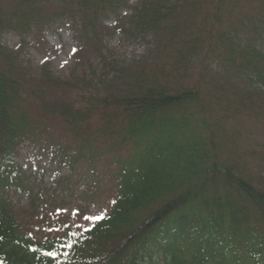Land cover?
Instances as JSON below:
<instances>
[{
	"label": "trees",
	"instance_id": "16d2710c",
	"mask_svg": "<svg viewBox=\"0 0 264 264\" xmlns=\"http://www.w3.org/2000/svg\"><path fill=\"white\" fill-rule=\"evenodd\" d=\"M36 1L0 0V34L42 37L70 14L79 62L60 79L0 45V264H264V52L237 46L241 29H264L262 0H198L174 19L142 0L135 20L155 46L127 90L82 62L123 0H45L56 2L48 13ZM190 38L204 59L187 53ZM25 147L112 179L110 211L81 229L64 221L42 241L21 233L4 195L20 189Z\"/></svg>",
	"mask_w": 264,
	"mask_h": 264
},
{
	"label": "rangeland",
	"instance_id": "374dc122",
	"mask_svg": "<svg viewBox=\"0 0 264 264\" xmlns=\"http://www.w3.org/2000/svg\"><path fill=\"white\" fill-rule=\"evenodd\" d=\"M197 1L145 0L148 5L158 4L163 12L174 9L172 19L179 15L184 6H189L188 11L194 12L192 3ZM55 3L38 0L35 7L48 13L47 9L55 8ZM141 4L142 0H123L115 15L104 18L99 31L101 44L98 48L92 46L83 52L82 62H88L97 75L105 76L114 90L130 88L131 67L145 61L155 46L154 33L144 30L135 20V10ZM262 5L264 10V0ZM68 17L46 25L41 32L42 37L38 38L35 32L22 36L15 32H4L0 34V45L11 51L16 62L27 70L34 72L44 65L54 77L66 79L75 71V65L79 62L74 57L79 23L70 14ZM239 34L237 46L256 44L264 52V29L259 37H255L248 27L241 29ZM194 42V38L188 40L187 53L197 60L204 59L201 46H193ZM212 59L213 68L226 66L215 60L216 57ZM238 74V71L232 69L227 72L232 79ZM250 83L248 87L258 92L257 82L251 80ZM68 97L72 100L73 94ZM17 163L25 172L19 182L20 189H8L4 198L19 231L33 240L52 238L64 221L78 228L96 223L98 221L85 217H103L112 207L114 182L108 177L102 178L100 173L87 176L85 168L74 173L66 168H56L32 147L20 150Z\"/></svg>",
	"mask_w": 264,
	"mask_h": 264
},
{
	"label": "snow or ice",
	"instance_id": "6c2138e0",
	"mask_svg": "<svg viewBox=\"0 0 264 264\" xmlns=\"http://www.w3.org/2000/svg\"><path fill=\"white\" fill-rule=\"evenodd\" d=\"M86 219H89V220H96V221H99L102 219V217L100 216H94V217H85ZM48 255L50 256H54L55 254L54 253H49Z\"/></svg>",
	"mask_w": 264,
	"mask_h": 264
}]
</instances>
